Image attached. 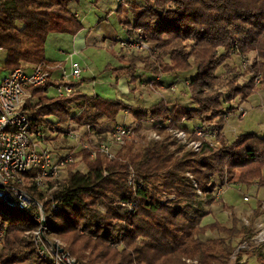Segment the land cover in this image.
Segmentation results:
<instances>
[{
    "label": "trees",
    "instance_id": "1",
    "mask_svg": "<svg viewBox=\"0 0 264 264\" xmlns=\"http://www.w3.org/2000/svg\"><path fill=\"white\" fill-rule=\"evenodd\" d=\"M142 1L138 6L125 0L117 13L126 31L125 41L135 38L140 29L150 55L120 49L122 66L112 70L115 78L126 77L129 84L140 86L142 80L160 77L158 84L165 90L159 92H164L177 84L164 82V76L177 78L195 70L191 80L183 81L189 83L184 89L195 108L177 101L169 106L171 101L165 98L150 107L104 100L77 91L78 81L68 97H56L49 92L59 84L49 80L28 90L23 111L31 130L55 134L56 144L60 138L66 141L62 136L71 126L89 127L103 141L105 128L118 124L120 113L131 115L139 129L148 118L173 124L196 118L219 130L220 147L202 142L193 153L164 129L154 127L161 141L127 144L116 150L113 160L100 155L90 158L88 152L79 151L76 156L81 157L86 173L76 171L77 164H73L62 183L48 188L55 187L52 196L59 209L46 234L62 241L77 264H264V246L236 251L253 237L254 220L264 215V198L256 202L249 226H239L233 208L214 196L236 172L235 186L246 191L264 189V136L242 135L229 143L223 135L227 118L255 93V80L264 85V0ZM76 2L0 0L4 71L9 74L48 63V37L75 35L82 29L71 18L69 7ZM232 57L234 62H229ZM248 57L252 64L243 69ZM32 176L27 174L23 191L41 203L47 214L45 194L34 186ZM128 203L135 205L132 214L127 212ZM2 205L0 264H42L32 243V234L39 230L33 215L36 209L24 213ZM210 205L230 212V227L218 222L202 224L207 215L203 207ZM212 233L218 237L205 239Z\"/></svg>",
    "mask_w": 264,
    "mask_h": 264
},
{
    "label": "built area",
    "instance_id": "2",
    "mask_svg": "<svg viewBox=\"0 0 264 264\" xmlns=\"http://www.w3.org/2000/svg\"><path fill=\"white\" fill-rule=\"evenodd\" d=\"M115 1L120 6L126 5L125 0ZM119 42V48L123 51L129 53L139 51L146 56L150 55V47L143 40L139 31L131 41ZM1 52L3 49L0 48ZM74 54V52L69 54V72L63 66L40 63L32 66L30 71H27V68H17L0 79V200L10 208L24 213H31L33 207L36 209L33 215L34 221L39 224V230L32 234V243L35 254L42 264H77L76 259L65 251L62 243L50 238L46 231L52 217L59 209L57 201L52 196L55 187L51 190L48 188L59 181L69 166L78 163L76 155L79 151L88 152L90 158L100 155L107 160H113L116 150L127 144L161 141V137L154 130V127L164 129L185 150L193 153L199 151L202 142L207 143L212 148L220 147L219 130L210 126L205 120L182 119L179 123L173 124L171 120L164 122L148 118L146 122L141 124L140 129L138 128L140 124L137 122L129 125L115 124L105 128L107 138L103 141H98L89 127L84 129L83 127L71 126L66 130L65 136H62L66 142L71 144V150L65 154L53 150L49 145L55 143V134L48 136L45 131L33 132L23 107L26 100L29 99L28 90L44 86L49 80H52L54 71H61L56 80L59 85L51 88L55 96L68 97L73 92L72 84L80 78L82 72L80 66L72 60ZM242 67L245 69L247 62L243 63ZM158 82H160V77H156L154 81L145 79L141 81L139 87L153 93H159L165 88L160 86ZM188 84V82H184L183 87L186 88ZM259 84L260 80L256 79L255 86ZM167 90L175 92L176 84H171ZM235 112L239 119H243L247 114V110L241 106ZM99 129L102 130L103 128ZM145 130L148 132L147 135ZM61 140L60 138L57 141ZM79 160L81 161V157ZM27 174H33L32 183L45 194V201L49 206L47 214H44L41 203L36 202L23 191L26 186ZM186 176L191 179L189 175ZM131 183L132 175L128 180V184ZM192 185L196 187L193 181ZM197 194L201 195L200 192ZM220 195L221 190L217 188L214 196L219 198ZM248 199L247 196L243 197L244 201ZM134 209L135 205L128 203V214H132ZM1 239L2 232H0ZM253 241L256 246L264 243V232L261 231ZM250 248L249 244L244 243L236 251Z\"/></svg>",
    "mask_w": 264,
    "mask_h": 264
},
{
    "label": "rangeland",
    "instance_id": "3",
    "mask_svg": "<svg viewBox=\"0 0 264 264\" xmlns=\"http://www.w3.org/2000/svg\"><path fill=\"white\" fill-rule=\"evenodd\" d=\"M133 1L138 6L143 5L142 0H126L127 3ZM118 7L119 5L115 0H78V2L70 4L71 18L73 20L77 19L82 29L75 36V39L73 35L69 34H64L60 37L49 36L45 45L46 60L52 61L58 66H63L69 72V54L74 52L75 54L72 60L82 69L80 78L74 82H81L77 91L85 95H97L104 100L111 101L118 99L134 106L142 107H150L160 102L162 98H165L167 101H171L169 102V106H173L177 101L187 108L194 109L195 105L189 101V94L183 87V81L191 80L195 76V70L179 75L177 78L176 76H164L163 80L166 83L176 81L175 92L164 91L153 93L139 87L137 83L135 85L129 84L126 77H121L118 81L116 80L112 70L119 69L121 68L120 65H122L117 58L118 53H121L119 41H125L127 39L122 20H120L119 14L117 13ZM131 12L135 13L136 10H131ZM127 18L131 20L130 16ZM138 31L142 36L141 30L138 29ZM134 54H139V51H134ZM5 57V53L1 52L0 79L7 75V72L4 71ZM248 59L249 62L247 64L249 66V63L250 65L252 64V59L250 57ZM233 60L232 57L229 62ZM237 69L242 72L239 67ZM60 73L61 71L58 74ZM217 73L220 75L222 71L219 70ZM139 80L140 77L137 76L136 82ZM242 82L244 83L245 81ZM49 95L53 96L54 91L51 90ZM241 107L247 110L246 117L239 119L238 114L235 112V114L228 118L224 126L223 135L229 143L234 142L237 137L242 135L264 136V85H257L255 93ZM116 123L129 125L131 123L135 124V121L131 115L125 116L124 113H120L116 119ZM49 146L57 152H62L61 154H65L71 150V144L62 140L57 141L56 144L52 143ZM77 158L76 171L86 173L83 163L79 160L80 157L77 156ZM238 174L239 172H236L235 176L230 178L224 187H218L221 190L219 198L226 205H233V207H236L234 205V202H236L238 206L233 211L240 220L239 226H249V221L254 215L255 204L261 200L262 194H259L257 189L246 191L241 186H235ZM65 178L66 173L60 177L58 183H62ZM244 196H247L249 199L244 201L242 199ZM2 204L3 202L0 200V211L4 210ZM203 208L207 214L203 219V225L218 222L222 226L230 227V212L224 211L221 206L210 205ZM260 217L257 216L255 218L253 225L255 233L251 240L246 243L251 248L264 246V243L256 246L253 241L261 231L264 232V215ZM217 237L218 235L216 233H212L207 234L205 239ZM58 241L62 243L65 249V244L60 240ZM186 263L189 264L187 261ZM251 264H255V262L253 261Z\"/></svg>",
    "mask_w": 264,
    "mask_h": 264
},
{
    "label": "crops",
    "instance_id": "4",
    "mask_svg": "<svg viewBox=\"0 0 264 264\" xmlns=\"http://www.w3.org/2000/svg\"><path fill=\"white\" fill-rule=\"evenodd\" d=\"M70 9V8H69ZM73 17V16H72ZM131 17V16H130ZM132 18V17H131ZM78 34V33H77ZM77 34H75V35H73L74 37V39H75V36L77 35ZM60 36H62V35H53V37H60ZM48 39H49V37H48ZM47 39V40H48ZM47 42V41H46ZM121 55H123V53H118V56H117V58H119V57H121ZM49 64H51V65H56L55 63H53L52 61H49V60H46ZM120 62V61H119ZM120 66H122V65H120ZM31 70V67H28L27 68V71H30ZM59 73V71H54L53 73H52V81H54V82H56V80L59 78V75L60 74H58ZM128 87V86H127ZM50 90H52V89H50ZM167 100V99H166ZM126 103V102H125ZM128 103V102H127ZM128 104H130V103H128ZM132 105V104H131ZM257 192L259 193V194H262V197H261V200L264 198V189H257ZM243 196V195H242ZM233 199V198H232ZM243 199V198H242ZM243 201V200H242ZM234 205L236 206V207H233V205H228L227 204V206H231L232 208H233V210H235V208H237V203L236 202H234ZM241 205V204H240ZM239 205V206H240ZM254 210H255V208H254ZM254 216V215H253ZM252 216V217H253ZM259 216H261V215H259ZM262 217V216H261ZM260 217V218H261ZM255 221V220H254ZM261 222V221H260ZM250 262H252L253 263V261H250Z\"/></svg>",
    "mask_w": 264,
    "mask_h": 264
}]
</instances>
